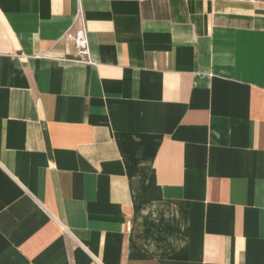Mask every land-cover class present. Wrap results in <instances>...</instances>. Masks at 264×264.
Returning <instances> with one entry per match:
<instances>
[{"label": "crops", "instance_id": "1", "mask_svg": "<svg viewBox=\"0 0 264 264\" xmlns=\"http://www.w3.org/2000/svg\"><path fill=\"white\" fill-rule=\"evenodd\" d=\"M0 264H264V0H0Z\"/></svg>", "mask_w": 264, "mask_h": 264}, {"label": "built area", "instance_id": "2", "mask_svg": "<svg viewBox=\"0 0 264 264\" xmlns=\"http://www.w3.org/2000/svg\"><path fill=\"white\" fill-rule=\"evenodd\" d=\"M66 38L75 41L78 47V53L73 59L74 61L90 65L95 63L91 56L88 31L85 25H83L76 33L67 32Z\"/></svg>", "mask_w": 264, "mask_h": 264}]
</instances>
